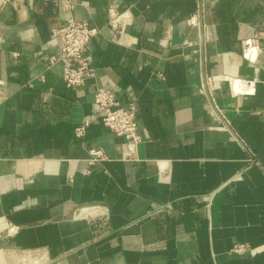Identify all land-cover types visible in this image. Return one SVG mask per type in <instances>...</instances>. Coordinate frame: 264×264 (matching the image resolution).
Instances as JSON below:
<instances>
[{"label": "crops", "instance_id": "obj_1", "mask_svg": "<svg viewBox=\"0 0 264 264\" xmlns=\"http://www.w3.org/2000/svg\"><path fill=\"white\" fill-rule=\"evenodd\" d=\"M70 17L98 28L74 89ZM100 86L134 99L133 151ZM0 264H264V0H0Z\"/></svg>", "mask_w": 264, "mask_h": 264}, {"label": "built area", "instance_id": "obj_2", "mask_svg": "<svg viewBox=\"0 0 264 264\" xmlns=\"http://www.w3.org/2000/svg\"><path fill=\"white\" fill-rule=\"evenodd\" d=\"M63 2L67 9L73 6V0H59ZM128 17L127 12L120 11L110 5L107 8V24L112 28L114 36H119L122 32V25ZM193 22V21H192ZM98 31V28L91 26L85 20H76L72 17L68 18L62 25L55 27L51 31V37L56 40L59 48L57 60H62L66 64L62 71V79L69 88H77L93 75L94 69L91 66L90 59L86 54L87 47L91 38ZM261 32H258L250 39V44L255 45ZM51 58V61H55ZM206 82V81H205ZM249 82L240 79L236 82L237 90L234 92H247ZM205 84L202 85V90ZM93 104L97 110L104 126L119 136H123L129 151H133L135 145L140 140L137 129L136 119V103L134 99L127 98L121 101L115 92L108 87L100 86L96 88L93 94ZM86 121L76 128L77 134L83 132ZM104 158V154L100 149H90L86 161L89 165H94ZM168 205H162L159 211H167ZM247 249V245L243 243H235L231 251L235 253H243Z\"/></svg>", "mask_w": 264, "mask_h": 264}]
</instances>
